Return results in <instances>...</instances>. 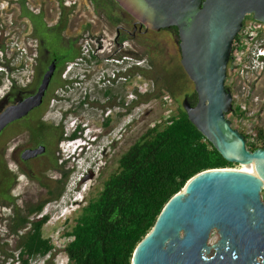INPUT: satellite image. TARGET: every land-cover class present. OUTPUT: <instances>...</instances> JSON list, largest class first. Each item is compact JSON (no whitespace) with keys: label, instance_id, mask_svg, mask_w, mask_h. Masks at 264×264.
I'll return each mask as SVG.
<instances>
[{"label":"water","instance_id":"1","mask_svg":"<svg viewBox=\"0 0 264 264\" xmlns=\"http://www.w3.org/2000/svg\"><path fill=\"white\" fill-rule=\"evenodd\" d=\"M115 1L147 28L178 27L181 63L198 94L195 105L184 97V109L228 161L251 165V172L215 168L188 180L138 244L132 264H264V147H248L227 117L233 93L226 84L233 41L247 15L264 22V0ZM54 69L53 63L35 94L1 114L0 132L41 104ZM44 151L29 148L22 156ZM214 230L220 237L210 243Z\"/></svg>","mask_w":264,"mask_h":264},{"label":"trees","instance_id":"2","mask_svg":"<svg viewBox=\"0 0 264 264\" xmlns=\"http://www.w3.org/2000/svg\"><path fill=\"white\" fill-rule=\"evenodd\" d=\"M20 2L21 16H34L26 7V0ZM99 2L97 0L98 7L101 6ZM104 2L119 7L115 0ZM111 11L116 12L117 8L112 7ZM162 30L173 33L180 41L178 27ZM0 50L2 70L7 67L15 69L10 65V59L6 58L4 43H1ZM160 52L163 56L162 50ZM39 54L44 52L41 50ZM81 54L80 51L76 56ZM176 57L166 65L162 58L153 59L148 50L145 52L143 58L147 64L143 67V76L151 80L152 88L142 94L139 103L159 99L165 93L174 98L183 93L192 105L197 103L196 90L192 91L187 86L193 81ZM38 59L35 54V61ZM136 104L137 101L134 102ZM237 110L227 113L233 125L235 119L243 116ZM234 127L239 128L238 125ZM33 130L40 142L45 141L46 131L56 132L58 140L64 138L63 128L59 130L58 127L40 124ZM259 132L263 138L264 128L260 127ZM45 144L54 152L59 143L50 141ZM258 147H264V143L251 149ZM6 151V143H0V183L7 182L6 189H0V204L11 208L10 213L2 217L7 234L0 235V264H33L41 258H45V264H53L62 251L67 253L70 264H132L136 247L152 230L167 202L188 180L205 170L240 165L228 161L180 105L177 113L148 129L120 157L118 170L104 181L99 194L91 197L76 214L72 229L67 233L69 241L62 247L56 245L53 238L44 235L43 228L50 216L43 213L47 204L62 197L64 184L59 186L56 196L44 199L38 206L19 204L17 198L10 194L16 175L8 166ZM49 162L59 166L58 158L53 163ZM10 236L14 237V242Z\"/></svg>","mask_w":264,"mask_h":264},{"label":"flooded vegetation","instance_id":"3","mask_svg":"<svg viewBox=\"0 0 264 264\" xmlns=\"http://www.w3.org/2000/svg\"><path fill=\"white\" fill-rule=\"evenodd\" d=\"M99 1L100 7L97 0H26V7L34 14L25 18L28 22L27 30L33 40L31 48L39 59L35 61L36 68L32 79L26 83L12 79L0 95V116L9 106L35 94L53 63L55 69L41 104L25 116L10 122L0 132V143L7 145L8 166L16 175L10 194L15 196L17 201H22L23 206L31 203L26 198L27 192L20 190L22 185L27 188L33 184L44 189V195L30 201L38 206L44 199L56 196L59 186L64 184L65 177H68L67 173H63L61 177L52 174L60 170V166L49 162L56 160L58 148L51 152L45 144L50 141L58 142L59 147L64 138L58 140L56 132L46 131L45 141L40 142L34 134L35 127L43 124L45 127L53 126L61 130V122L73 126L80 118L77 117L75 122L72 118L84 109L85 105L100 112L110 110L108 114L112 115L99 126L100 128L112 122L114 118L117 123L121 120L126 123L129 109L139 105L142 99V94L136 89V99L129 107L128 84L129 78L144 77L143 66L139 64L144 59L143 34L151 29L125 11L118 2L119 7L104 0ZM17 2L22 11L20 0ZM112 7L117 8V11L112 12ZM101 24L105 28H102ZM114 31L115 36L109 42L112 49L105 54L104 42L111 39L109 36ZM86 36L98 38V49L104 50V53L95 52L89 59L82 54L76 56L81 51L82 41ZM176 42L179 43L178 38ZM41 50L43 55L39 54ZM8 69L13 71V68ZM87 80L93 84L90 93L87 90H79V86ZM3 87L4 83L0 81V91ZM79 94H83L82 98ZM55 101L58 106L54 104ZM135 101L138 104L134 105ZM55 108H60L63 112L62 119L57 123L51 115ZM41 146L45 147L44 152L35 157L23 158L25 150ZM23 177L24 182L21 181ZM59 180L62 181L59 183ZM6 186L7 182L1 181L0 189H6Z\"/></svg>","mask_w":264,"mask_h":264},{"label":"rangeland","instance_id":"4","mask_svg":"<svg viewBox=\"0 0 264 264\" xmlns=\"http://www.w3.org/2000/svg\"><path fill=\"white\" fill-rule=\"evenodd\" d=\"M17 1L18 0H0V46L1 43L5 44L7 47L6 58L10 59V65L15 67L13 71H10L8 68H4L2 70V66L0 65V75L2 76V82L4 83V87L1 89L0 95L7 89L8 85H10V81L12 79H16L21 83H26L32 79L35 72V51L31 48L33 40L30 38L27 30L28 22L21 16V11ZM101 26L102 28H105L103 24H101ZM114 36L115 31L109 36L111 39L104 42L106 45L105 54L108 53L109 49H112L109 42ZM97 37H99V34ZM84 38L86 39L82 41L83 45L81 52L86 59H89L90 55L95 52H98V54L104 53V50L98 49V38H90L88 36ZM176 38L177 37H175V35L168 30L155 31L151 29L143 34L145 43L144 54L148 50L151 58L156 59L157 57H160L163 59L162 62L166 65H168L167 63L169 60L173 59L175 56H177V60H180L181 62L180 45L176 42ZM161 50L163 52V56L161 55ZM1 57L2 52L0 50V58ZM3 60L6 61L5 59ZM139 64L144 67L147 64V61L143 59L139 62ZM92 86V81L87 80L79 86L81 88L79 90H87L88 93H90V87ZM187 86L190 90H195L193 82L187 83ZM151 88L152 82L146 77L134 79L129 78V107H131L132 101L136 99V89H138L139 93L143 94ZM256 94L264 99V75L261 78ZM79 96L82 98L83 94H79ZM184 97L183 93L178 95L176 98L172 97L168 93H165L163 97L159 99H152L147 103H139V105L131 107L126 117V123L124 120L117 123L114 118L112 122L107 123V125L102 128L99 126H101L103 122L108 121V117L112 115L108 114L110 110L100 112L97 109L90 108L89 105H85L84 109L82 108L77 115H74L72 118L74 122L77 117H79L82 121H87L90 125L93 124L97 126L100 131L102 129L103 138L100 143V150L102 151L100 153L102 159L98 165L91 166L85 161H80L79 164L75 165L66 160V152L61 146V142L56 152L60 170L53 172L52 174L57 177H61L63 173H67L68 177L63 175V177H65V189L62 197L57 201L47 204L44 208V214H48L50 216L48 222L43 228L44 235L53 238L56 245L62 247L65 246L69 241L67 233L72 229L76 214L91 197L99 194L102 190L104 181L109 178L112 173L118 170L120 157L148 129L154 127L158 123L164 122L170 115L177 113L178 107L182 105ZM54 104L58 106L57 101H55ZM51 115L57 123L62 119L63 112L60 108H55V111ZM255 122H257L260 127L264 128V109L262 114L255 119ZM61 123H63L64 140H66V135L71 134L73 126L69 123ZM238 124L239 123L234 120V125ZM244 165L245 164H240L236 166L235 169H243ZM21 181L24 182L25 178L23 177ZM76 186V201L74 200V197L71 201H69V197L71 196L69 190L75 188ZM22 189L27 192L26 198L30 201H34L39 195H44V189L33 184L29 185L27 188L22 185L20 190ZM262 197L264 199V190L262 192ZM30 201L29 203H32ZM66 203H70L69 206L73 204L71 209L65 207ZM19 204L22 205L23 202L19 201ZM10 209L11 208L9 206H3L0 204L1 236H5L7 234L6 223L2 217L7 216L10 213ZM72 209L76 210L71 211ZM10 237L12 238V242H14V237ZM219 237L220 235L218 231L214 230L210 237V243H215L218 241ZM67 259V253L62 251L54 259L53 264H63V262ZM33 264H45V258L38 259L34 261Z\"/></svg>","mask_w":264,"mask_h":264},{"label":"built area","instance_id":"5","mask_svg":"<svg viewBox=\"0 0 264 264\" xmlns=\"http://www.w3.org/2000/svg\"><path fill=\"white\" fill-rule=\"evenodd\" d=\"M263 75L264 22L247 15L233 41L226 84L233 93V109L243 115L235 121L250 148L264 143V137L259 136L260 125L255 122L264 109V99L256 94Z\"/></svg>","mask_w":264,"mask_h":264},{"label":"clouds","instance_id":"6","mask_svg":"<svg viewBox=\"0 0 264 264\" xmlns=\"http://www.w3.org/2000/svg\"><path fill=\"white\" fill-rule=\"evenodd\" d=\"M76 132L81 135V139L75 141L72 148H66L65 140L62 141V147L65 150L66 160L72 162L77 165L80 161L88 162L91 166L98 165L102 159L100 150V143L103 137H101V131L95 125H90L89 123L82 121L81 119L76 122V125H73L72 132ZM68 135V134H67ZM72 157V158H71ZM70 158V159H67ZM90 166V167H91ZM70 191L71 196L69 197V201H71L74 197L76 201L75 195L77 191V186ZM80 194V193H79ZM70 204V203H69ZM66 203L68 209H71V204L69 206ZM76 209H72L71 211H75ZM63 264H70L69 258L63 262Z\"/></svg>","mask_w":264,"mask_h":264},{"label":"bare ground","instance_id":"7","mask_svg":"<svg viewBox=\"0 0 264 264\" xmlns=\"http://www.w3.org/2000/svg\"><path fill=\"white\" fill-rule=\"evenodd\" d=\"M241 171L251 172V165L245 164L243 169H240Z\"/></svg>","mask_w":264,"mask_h":264}]
</instances>
